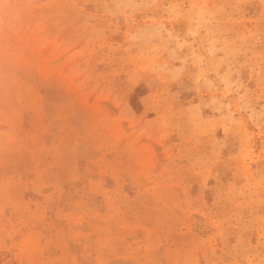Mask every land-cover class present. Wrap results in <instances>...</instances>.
Segmentation results:
<instances>
[{
	"label": "rangeland",
	"instance_id": "374dc122",
	"mask_svg": "<svg viewBox=\"0 0 264 264\" xmlns=\"http://www.w3.org/2000/svg\"><path fill=\"white\" fill-rule=\"evenodd\" d=\"M0 264H264V0H0Z\"/></svg>",
	"mask_w": 264,
	"mask_h": 264
},
{
	"label": "bare ground",
	"instance_id": "6f19581e",
	"mask_svg": "<svg viewBox=\"0 0 264 264\" xmlns=\"http://www.w3.org/2000/svg\"><path fill=\"white\" fill-rule=\"evenodd\" d=\"M218 85H220V83Z\"/></svg>",
	"mask_w": 264,
	"mask_h": 264
}]
</instances>
